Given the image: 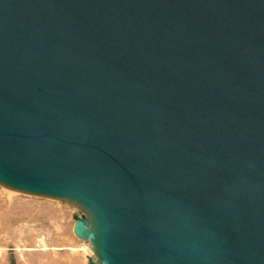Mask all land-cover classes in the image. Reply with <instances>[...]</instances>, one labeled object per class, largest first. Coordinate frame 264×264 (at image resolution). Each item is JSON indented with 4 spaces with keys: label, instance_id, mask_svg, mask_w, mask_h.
I'll list each match as a JSON object with an SVG mask.
<instances>
[{
    "label": "water",
    "instance_id": "1",
    "mask_svg": "<svg viewBox=\"0 0 264 264\" xmlns=\"http://www.w3.org/2000/svg\"><path fill=\"white\" fill-rule=\"evenodd\" d=\"M0 171L112 264H264V0H0Z\"/></svg>",
    "mask_w": 264,
    "mask_h": 264
},
{
    "label": "rangeland",
    "instance_id": "2",
    "mask_svg": "<svg viewBox=\"0 0 264 264\" xmlns=\"http://www.w3.org/2000/svg\"><path fill=\"white\" fill-rule=\"evenodd\" d=\"M6 187L14 185L0 181V264H112L106 246L99 259L94 207L85 197L12 195Z\"/></svg>",
    "mask_w": 264,
    "mask_h": 264
},
{
    "label": "bare ground",
    "instance_id": "3",
    "mask_svg": "<svg viewBox=\"0 0 264 264\" xmlns=\"http://www.w3.org/2000/svg\"><path fill=\"white\" fill-rule=\"evenodd\" d=\"M0 181L6 182V184L14 185V187H6L7 189H10L9 192L12 195H27V196H39V197H45L48 199H58V200H67L70 202H73L75 200H84L82 197H85L86 200L90 203H88L86 200L88 206L94 207L93 210V219H94V232L97 233V244L95 249H101L102 250V256L103 260L106 258L105 254V246L107 248V241L109 239V236L115 226V219L111 211L105 207L101 202H99L97 199L86 196L85 193L82 190L79 189H70V188H62V187H54V186H41L31 183H26L22 181H17L16 179H13L9 177L8 175H5L0 171ZM91 231V230H90ZM91 231V232H93ZM94 244V243H93ZM102 244V245H101ZM95 247V245H93ZM107 250V249H106ZM100 252V250H99ZM108 253V251H107ZM109 256V255H108ZM102 260V261H103ZM103 261L102 263H104ZM107 263V262H106ZM112 263V262H111Z\"/></svg>",
    "mask_w": 264,
    "mask_h": 264
}]
</instances>
